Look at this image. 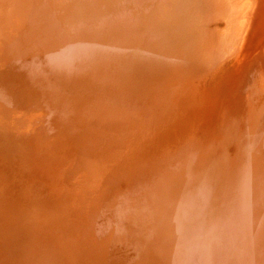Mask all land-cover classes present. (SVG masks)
<instances>
[{
	"label": "bare ground",
	"instance_id": "bare-ground-1",
	"mask_svg": "<svg viewBox=\"0 0 264 264\" xmlns=\"http://www.w3.org/2000/svg\"><path fill=\"white\" fill-rule=\"evenodd\" d=\"M21 1L28 6L29 2L27 0ZM147 1L156 0H143L142 2L145 3ZM173 1L176 2L174 14H172L173 11L168 16L165 14L166 16L163 19L171 18L167 19L170 21L167 32H170L168 29L171 30L168 40L173 41L172 43L176 47L174 51L179 52L183 57L193 55L194 59H198L197 55H195L196 53L202 54L200 56L206 59L204 63V60H202V63L198 62V64L195 63L197 64L196 67L193 66V72H197L196 78L194 77L195 79H193L200 85V90L194 98L190 97L191 94L188 95L191 87L188 90H185L187 88L183 89V87L181 91H174L175 94L168 97L162 96L158 91L153 93V96L151 95V99H147L146 97L148 96L144 97L143 94L142 97H139L137 94L133 96L128 95V88L131 91H136L135 88H131L129 85L133 81H128V76H125L123 79L114 73H112L114 77H107L109 68L105 65V62L94 58L93 63L96 68H93L91 72L92 76L88 77L86 81L85 76L88 69L84 66L78 67L74 72L62 73L67 74V77L72 76L71 79H73L71 81L75 94L73 129L83 125V119L81 123L79 122L80 117H82V108L87 110L95 102L110 98L112 102L106 108L102 118L103 129L111 130L117 128L119 131L116 138L103 149L88 151L82 141L76 144V148L83 154L82 161H80L82 169H79L75 165L77 160L73 159L74 169L71 163H69L68 167L77 173V184H79V188L81 187V192L79 193L80 197H77V199L68 195L69 209L72 210L73 217L83 215L82 219H84L85 214L82 211L78 213V208H72V206H74L75 200L76 202L79 200L85 203L88 209L89 206L87 204L92 201L94 204L91 210L92 215L103 220L102 224L108 226L110 228L109 231L114 232L115 235L119 234V236L124 237V240L126 238L123 234L124 228L133 231L139 237L141 234L143 237H147L146 233H150L152 236L150 237V241L154 243L150 247L147 246V248L151 254L156 256L152 258L158 264H163L164 259L170 260V264H178L177 259L180 257L179 251L181 249L185 250L180 253H184L187 256V264H254L252 262L254 258L264 257V231L258 232L257 224H244L242 231L228 235L229 238H235L231 242L229 238L221 242H215V237L213 239L208 237H212L211 230H208L211 226L209 224L206 229L207 233L204 234L202 233L204 230L202 224L199 226V228L201 227L199 233L197 232L199 224L197 226H190L194 229L190 235L196 237L183 239V246L177 247L176 250L178 248L179 250L175 251V249L169 248L166 242H160L162 235L165 233V227H163L165 220L162 222H159V220L163 218L160 215L164 214L167 210L168 212L170 211L167 219L174 220L176 228L180 229L179 235H186L185 229L189 227L184 226L182 223L183 215H181L182 213L179 210V204L182 205V202L185 201L184 198L189 194L190 190L191 195L194 194V196L192 195L193 199L200 198L201 192H211V187L221 178V173L216 174V176L213 175L214 166L217 162L216 156H218L219 142L222 138L228 137L230 131L235 130L237 123L241 122L239 121L241 113L246 114L251 109V113H253L252 115L256 119V130L254 132L250 131V135L244 134V138L256 141V143H260L259 141H261L260 145L264 148V124L261 122L264 119V0ZM15 3L18 4V0H0V11L4 12L0 15V27L4 29L2 32L0 31V38L7 35L21 41H24L26 38H30L31 41L33 40V45L36 48L34 56L36 67L32 69L31 76H28L30 80L29 84L35 90V95H32L30 90L22 94V91L17 89L18 98H14V92L11 91L12 98L15 99L14 104H17V108H21L20 111L26 110L25 106L29 105V99L31 103L40 104L41 106L45 105L44 108L46 106L50 107L51 111L54 112V116L56 115L59 119L60 124L68 122L70 119L68 107L70 106L67 99L69 94L66 93V90H69L71 93L72 90L71 88L62 89L59 85V88H57L60 93L59 96L54 94L56 84H53L52 79L54 80L55 78L53 75H59L54 65L61 56L66 62V66L70 64V59L64 52V47L61 44L48 39L51 34L54 35L58 32L55 27H67L72 34L78 33V39L80 40L85 36L86 38L90 36V39L94 38L98 41H104L109 50L116 51L121 47L130 46L131 41L129 40L134 39L135 36L140 34L141 24L133 21V18L129 19V15H127L128 18L125 21L106 18L107 20H111L108 22L103 18L99 23V27H87L82 22H79L82 25H76V19L74 20L70 16L74 20L72 21L73 24L71 23L72 26L75 25L72 29L65 23L66 17L71 15L70 10L72 7H70L69 2V4L66 3L68 6L65 5L66 9L69 7L67 9L68 12L65 13H61L59 10L60 13L53 11L54 9L49 4V10L47 11L50 12V29L46 25H42L38 20L31 19L23 24L26 32L21 29L20 21L18 23L12 16ZM103 3L105 4V0ZM103 3L100 5H103ZM108 3L110 4V1ZM71 5L73 6L72 2ZM159 8L161 7L159 6ZM41 9H44V7ZM164 9L162 10L161 8L162 13ZM107 10H109V7ZM55 17L60 19L57 20ZM82 20L84 21L85 19L82 17ZM62 22L63 26H61ZM17 25L19 27L18 32L13 29ZM181 25L186 30L187 36L183 42L188 44L187 47H184V44H182L184 35L182 30H180ZM163 27L160 29H163ZM46 33L48 34L46 35ZM3 43L5 52L0 58L2 70L0 74L3 77H12L15 75L12 64L4 62V58L11 48L4 41ZM47 56L48 58L44 60ZM9 57L12 62L13 55L11 54ZM22 62L24 64L29 63L30 59H22ZM5 65H9V67ZM15 65L16 69H20V62H16ZM162 69L166 76V70L160 68V71ZM95 72H98L100 76H96ZM184 73L188 75V73ZM76 74L79 76L78 86H76ZM181 74L183 75V73ZM171 75L172 77L174 75L177 76V74L173 75L172 73ZM248 75H251L249 79ZM163 78L165 81L168 80L167 76ZM42 80H47L48 82L47 90L49 95L47 98L38 91ZM14 81H22L23 84H26L25 80L23 78L20 80L18 76L14 78ZM250 81H253V86L250 85ZM135 84L139 88L136 81ZM150 89L147 90L150 91ZM105 90L114 91L115 94L109 97ZM155 90L153 89L154 92ZM184 92H187V95H183ZM250 103L252 108L249 106ZM261 113L262 119L260 120ZM51 114L48 110L45 118L48 122L52 121ZM12 118L14 117L12 116ZM83 118L85 119V116ZM54 119L58 123V120ZM55 134L53 141L58 143L57 145L67 144L66 138L61 133L57 134L56 132ZM100 142H102L101 137L96 139L93 147H99ZM228 143L232 149L236 147L244 148V145H239L238 133ZM43 149H46L45 144H43ZM6 150L4 149L0 152V161ZM74 152L78 155L72 149V153ZM262 152L264 153V149ZM63 153L71 154V152L65 151ZM262 156L264 157V154ZM159 160L161 162H158ZM57 162L59 161L51 155L50 161L47 164L49 167L54 168L58 164ZM1 167L2 163L0 162V170H2ZM49 173L53 176L51 178L54 185L58 183L62 184V179L56 176L55 172ZM121 184H124L123 189H120ZM10 189L12 194H17L19 187L16 184ZM126 191L130 193V196H127V200L122 204H117L119 211L121 213L122 211L125 212L123 216L119 211L116 214H110L108 211H105L104 206L106 202L114 204V200L118 198L117 196H122ZM254 191L259 197H264V190ZM16 200L18 201V199ZM20 201L24 204L27 200L21 199ZM189 202L193 203L192 198H190ZM193 205H195L194 209L196 212L201 211L202 208H200L198 202L193 203ZM94 212L95 215L93 214ZM118 215L122 218H117ZM155 230L159 234H156ZM62 232H65L64 235L66 237L64 238L63 235L58 234L57 236L55 234L57 241L47 240L46 236L50 231L45 232V229L43 232L42 230L40 232L36 230L34 233L26 234L24 237L26 242L23 249L25 248L29 252V255L32 256L31 258L29 256L26 264H35L33 261L34 257L37 258L36 264H111L104 257L102 251L95 245L93 246L96 248L90 246L91 244L86 246L90 253L89 255L78 257L80 253H77L76 255L69 256L63 243L67 239L66 233L68 231L67 229H63ZM247 232L253 234L254 238ZM100 238H102V235ZM87 242L85 241V244ZM0 245V262L2 264H15L11 256L20 248L9 244L8 240L2 236H0ZM37 247L38 250H35ZM34 250L37 254H35ZM105 251L107 252V250ZM158 253H161V255ZM165 264L167 263L165 262Z\"/></svg>",
	"mask_w": 264,
	"mask_h": 264
},
{
	"label": "rangeland",
	"instance_id": "rangeland-1",
	"mask_svg": "<svg viewBox=\"0 0 264 264\" xmlns=\"http://www.w3.org/2000/svg\"><path fill=\"white\" fill-rule=\"evenodd\" d=\"M27 1L29 2L28 6L23 1L18 0V4L15 3L14 6V13H12L14 19L18 23L20 21L21 29L23 31H26L23 27V24L31 19L38 20L42 25H46L47 28L50 29V12L47 11L49 10V4L54 9L53 11H57V13H65L68 12L67 9L69 7L66 9V6H68L69 2L70 7H72L70 10L71 15L66 18L71 21H67L66 19L65 23L68 24L72 29L75 26H72V21L75 19L76 25L79 24V22H82V24H86L87 27H99V23L103 18L125 21L129 17V19L133 18V21L141 24L140 34L135 36L134 39L129 40L131 41V47H121L116 51L109 50L104 41H98L94 38L90 39V36H88V38H86V36L83 37L82 40L84 41H82L78 39V33L72 34L67 27H55L58 32L54 35L51 34L48 39L61 44L64 47V52L70 59V64L67 66L66 62L62 59V56L55 63L54 67L57 69L59 75L63 72H74L78 67L84 66L88 69L85 76L86 81L88 77L92 76L91 72L93 71V68H96L95 64L93 63L94 58L105 62V65L109 68L107 77H114L112 74L114 73L123 79L125 76H128L127 80L133 81V83L129 85L131 88H135L136 91H131L129 88L127 90V94L131 96L137 94L139 97H142L143 94L144 97L148 96L146 97L147 99H151V95L158 91L162 96L168 97L175 94L174 91H181L183 87V89L187 88L185 90H188L190 87L192 88H190L188 92V95L191 94L190 97L192 98H194L197 95V92H199L200 85L194 80L196 78L195 76L197 72H193V66L196 67L198 62L202 63V60H204V63L206 59L200 56L202 54L197 53L195 55H197L198 59H194L193 55L183 57V55L179 54V52L174 51V48L176 47H174L175 45L172 43L173 41L171 42L168 40L170 38L169 34L171 33V30L168 29L170 32H167V28H169L168 25L170 24V21L167 19L170 17L167 19H163V17L171 14L172 11V14H174L176 9L175 1L156 0L147 1L148 3H144L142 2L143 0H105V4L103 3L104 0ZM109 1L110 4L108 3ZM71 2L73 6L71 5ZM66 3L68 4L66 5ZM102 3L104 6L100 5ZM164 5L166 6L164 7ZM159 6L162 8V10L165 8L163 13L161 12L162 10L159 8ZM42 7H44V9H41ZM101 7L103 8L101 9ZM108 7L109 10H107ZM32 11H34V13H32ZM167 11L168 13H166ZM3 13L4 12L2 11L0 15ZM80 13H84L85 15ZM162 14L164 15L162 16ZM127 15L129 16L127 17ZM70 16H72L74 20ZM81 16L85 19L84 21L82 20ZM84 16L87 17L85 18ZM147 18L150 19L148 20ZM56 19L59 20L60 18ZM107 21L110 22L111 20ZM151 24L155 25H152L151 28ZM61 26H63V22L61 23ZM162 27L165 29L164 31L163 29H160ZM13 29L18 32V25ZM3 30L4 29H1L0 27V31L2 32ZM180 30H182L184 35L182 44H184V47H187L188 44L183 42L187 36L184 26L181 25ZM47 34L48 33H46V35ZM3 41L11 48L8 54L5 56L4 62L12 64L15 70V75L12 77H3L0 74V152L4 149H7L6 152L3 153L4 155L0 161L2 163V170H0V236L8 240L9 244L18 246V248H20L18 251L12 254L13 256L11 257L13 262L15 264H26L27 260H29V252L25 248L23 249L24 243L26 242V239L24 238L26 234L34 233L36 230L39 232L42 230L43 232L45 229V232L50 231V233H48L46 236L47 240L57 241L56 235H63L65 238V232H62V230L67 229V239L63 243L69 256L76 255L77 253H80L78 257L89 255L90 253L86 246L91 244L90 246L92 247H94L93 245L97 246L98 249H100V251H102L104 254V257L108 259L111 264H158V262L154 261V258H152L156 256L151 254L147 248V246L150 247V245L154 243L153 241H150V237H152L150 233H146L147 237H143L140 233L141 236L139 237L133 231H129L128 229L124 228L123 234L126 236L124 240V237L119 236V234L115 235L114 232L112 233V231H109L110 228L102 224L103 220H100L99 217H94L92 215L91 210L94 207L92 201L87 204L90 207H88L89 210L85 206V203L79 200H77V202L75 200L74 206H72V208H78V213L82 211L83 214H85L84 219H82L83 215H77L74 216L76 217L74 218L72 215V210L69 209V203L67 200V198H69L68 195H71L70 197L77 199V197H80L79 193L81 192V187L79 188V184H77L76 176L78 175L75 171L73 172L74 168L72 163V159L77 160L75 165H77L79 169H82L80 161H82L83 154L80 153L76 148V144H78L79 141H82L83 145L88 151L101 148L103 149L116 138V135L119 132L117 128L111 130L103 129L102 118L106 108H108V105L112 102L110 98L102 99L100 102H95L92 106L87 108V110L82 108V117H80L79 122L81 123L83 119V125L73 129L75 107V94L73 92L74 88L71 85V81L73 79H71L72 76L67 77V74L65 73L60 77H58L59 75L56 74L53 75L55 77L54 80L52 79L53 84H56L54 94L59 96L60 93L57 89L59 88V85L62 87V89L71 88L72 90V93L69 90H66V93L69 94L67 97L68 105L70 106L68 107L70 114L69 121L60 124L59 119L56 117V115L54 116V112L51 111L50 107L46 106L44 108L45 105L41 106L40 104L31 103L29 99V105L25 106L26 110L23 109L22 111L26 112L23 113L20 111L21 108H17V104H14V98H18L17 89H20L22 94L27 93L28 90H30V93L35 95V90L29 84L30 80L28 76H31L32 69L36 67V64H34L36 62L34 61L36 48L33 45V40L31 41L30 38H26L24 41H21L19 39L5 35L3 38H0V58L5 52L3 49ZM11 54L13 55L12 62L11 58L9 57ZM25 58H29L30 62L24 64L22 59ZM47 58L48 56L44 58V60ZM16 62L21 63V66H19L20 69L15 68ZM5 66L9 67V65ZM160 68H164L167 71H165L166 76L168 77V80L166 79L167 81H165L163 78H166L164 70L162 69L161 72ZM184 72L188 73V75ZM0 73H2L1 67ZM171 73L173 75L177 74L179 78H177L176 75H174L175 77L173 76V78ZM181 73H183V75ZM95 74L96 76H100L98 72H95ZM251 75L247 76L248 79ZM16 76L20 77V80L23 78L26 84H23L22 81L15 82L14 78H16ZM180 77H182L184 81L182 78L180 79ZM173 80L174 82H172ZM135 81L138 83L139 88L136 86ZM5 82L6 84H4ZM78 83L79 76L76 74V86L79 85ZM249 83L252 85L253 81H250ZM144 86L146 87L145 89ZM148 87H150L152 91L153 89H156L155 92H152ZM47 88V80H42V84L39 85L38 91L43 94L45 98H47L49 95ZM147 89H150V91ZM8 90H10V92H8ZM11 91L14 92V98H12ZM105 92L107 95H109V97L110 95L112 96L115 94L114 91L110 90H105ZM183 95H187V92H184ZM249 106H252L251 103ZM48 110L50 113H52L51 119L54 122H48L45 119ZM251 112V109H249L246 114L241 113L239 116V121L241 122L239 124L237 123L236 127L238 129L235 128V130L230 131L228 137L222 138L220 140L218 156H216L217 162L214 166L213 175L216 176V174L221 173V178L218 179L215 185L211 187V192H201L200 198L193 199L192 195L194 196V194L191 195V190L189 192L187 191L189 194L186 192L188 195L184 198L185 201L182 202V205L179 204V210L182 213L181 215H183L182 223L184 226L189 227L185 229L186 235H179L178 232L180 229L176 228L173 222L174 220L167 219L170 211L168 212L167 210L164 213L166 214L168 212L166 215H160L163 216V218H161L159 222L165 220L163 222L165 233L162 235L160 242H166L169 248L178 251L179 248L176 250L177 247L183 246V239L189 237L195 238L196 236L190 235L194 230L190 226H197L198 224L197 232L199 233V229L201 228H199V226L202 224L204 229L202 231L203 234L207 233L206 229L208 224L211 225L208 230H211L212 237H208L211 239L215 237V242L226 240L229 238L228 235L231 233H238L239 231H242L244 224H257L258 232L264 231V197H259L254 191L264 190V157L262 156V154H264L262 152L264 148L262 145H260L261 141H259L260 143H256V141H250L244 138V134L250 135V131L254 132L256 130V119ZM12 116L14 118H12ZM83 116H85V119ZM54 118L58 120V123L55 122ZM261 119L262 113L260 114V120ZM261 122L264 124V119L261 120ZM56 132L57 134L61 133L66 138L67 144H60L59 146L57 145L58 143L53 141V137L56 135ZM236 133H238L239 136V145H244V148L236 147L232 149L230 147L228 141L230 142L231 139L233 140ZM99 137H101L102 142H100L99 147L94 148L93 145H95L96 139ZM43 144L46 145L45 150L43 149ZM72 149L76 151L78 155L75 154V152L72 153ZM63 151L71 152V154H64ZM51 155H53L56 160L59 161L57 162L59 164L56 165L57 167L55 166L53 168L48 166L47 163L50 161ZM161 160L158 162H161ZM69 163L72 164L73 169L68 167ZM49 172H55L54 174L62 179V184H59L58 182V184H56L55 182L56 185H54V183H52L53 179L51 178L53 176H51ZM50 179H52L51 182H49ZM47 183L51 184L48 185ZM16 184L19 187L18 193L12 194L10 188ZM123 188L124 184H121L120 189ZM127 196H130V193H127L126 191V193L122 196H117L118 198L114 200V204L106 202L104 206L105 211H108L110 214H116L119 211L117 204H122L125 202L127 200ZM23 198L27 200L24 204H22L20 201L21 199L24 200ZM190 198H192L193 203L198 202L200 208H202L201 211H195V205L189 202ZM16 199H18V201ZM119 213L121 212L119 211ZM123 213L125 212L122 211V216ZM93 214L95 215V212ZM117 218L121 219L122 217L118 215ZM154 232L159 234V232L156 230ZM248 234L254 238L253 234ZM101 235L102 238H100ZM234 240L235 238H229L230 242ZM85 241H88L87 244H85ZM35 250H38V247ZM105 250H107V252ZM184 251V249L179 251L180 257L177 259L178 264H187V256L184 253H180ZM35 254H37V252H35ZM158 254L161 255V253ZM31 257L32 256H30V258ZM33 261L36 264L37 258L34 257ZM165 262L170 264V260L164 259L163 264H165ZM252 262L254 264H264V257L254 258ZM0 264H2V262H0Z\"/></svg>",
	"mask_w": 264,
	"mask_h": 264
}]
</instances>
